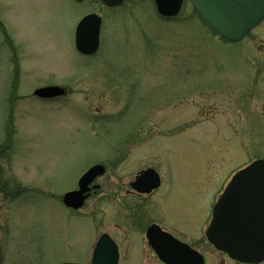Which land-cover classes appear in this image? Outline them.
I'll return each mask as SVG.
<instances>
[{
  "label": "rangeland",
  "instance_id": "rangeland-1",
  "mask_svg": "<svg viewBox=\"0 0 264 264\" xmlns=\"http://www.w3.org/2000/svg\"><path fill=\"white\" fill-rule=\"evenodd\" d=\"M92 13L103 18L101 48L86 58L75 32ZM9 36L19 94L57 86L65 99L12 102ZM256 161H264V23L228 43L189 0L166 21L154 0L119 9L0 0V264H90L103 234L138 240L122 186L148 167L163 178L165 204L153 214L174 230L187 219L194 243L232 178ZM94 165L107 168L103 189L69 210L63 196ZM204 241L196 247L206 264H236ZM124 245L120 264H160L149 247Z\"/></svg>",
  "mask_w": 264,
  "mask_h": 264
},
{
  "label": "water",
  "instance_id": "water-1",
  "mask_svg": "<svg viewBox=\"0 0 264 264\" xmlns=\"http://www.w3.org/2000/svg\"><path fill=\"white\" fill-rule=\"evenodd\" d=\"M75 1L83 3L86 0ZM98 1L107 7L116 8L129 0ZM190 1L204 22L226 42H241L264 21V0ZM155 2L162 17L174 18L180 14L184 0H155ZM101 26L102 19L97 15H89L79 24L76 47L81 54L93 56L98 52ZM64 94L65 90L61 88H47L36 92L38 97L46 99ZM104 173L103 166L90 169L80 180V189L65 195L64 204L68 208L81 209L88 198L86 194L90 190L89 185ZM147 177H152L155 182L148 190L142 186L143 180ZM159 185L158 174L154 170H148L138 178L133 187L139 192H150ZM161 235L169 237L154 226L148 232V239L165 263L205 264L204 258L187 246L181 245L183 253L167 252L170 246H160L164 240ZM206 236L218 251L227 253L234 261L243 264L264 262V161L253 163L233 178L214 208L213 220ZM118 263L119 253L115 242L108 235H103L96 246L92 264Z\"/></svg>",
  "mask_w": 264,
  "mask_h": 264
},
{
  "label": "flooded vegetation",
  "instance_id": "flooded-vegetation-1",
  "mask_svg": "<svg viewBox=\"0 0 264 264\" xmlns=\"http://www.w3.org/2000/svg\"><path fill=\"white\" fill-rule=\"evenodd\" d=\"M9 40H10L9 41V52H10L9 53V82H10L9 86L11 88V93H12V97H13L12 102L14 101L15 98L16 99H23V98L29 97V95H33V96H30V97H34L35 99L41 100V98H38L35 95L38 89L34 90L32 92V94H29V95L22 94V95H20L19 94L20 90L17 91L16 87L14 86V82H18L22 78L21 77L22 76V70L20 68V66H21L20 63L16 62L17 60H16L15 56H16L17 52H16V48L14 47V42L12 40V37L10 38V36H9ZM18 54H19V51H18ZM20 96H22V98H19ZM54 100H56V99H54ZM57 100H59V99H57ZM12 110H13V108L11 107V111ZM150 168H152V167H148L146 169H143V170L139 171L137 173L136 177L134 178V180L128 183V186H125V184L123 183L122 187L124 189L123 188L122 189L125 190V192H124L122 201L121 200L120 201L123 204V209L125 207L130 209L129 210L130 211V215L131 214L134 215V214L137 213L138 217L135 218V220L133 222H130V225H131L130 229L132 230L133 228H135L138 231H140L139 235H140L141 238H139L138 240L125 239L124 241L120 242L119 239H117L116 237L111 236L113 241L118 246L120 257H121V254H122L123 246H125L124 244L127 243L128 246L126 245V249L125 250L128 253H130V252L132 253L134 251H137V252L139 251L142 254L145 253V251H143L142 249H137L136 248L137 246L134 247L135 245H138V248H139V246H141V248L149 247L150 250L152 252H154V254L159 258L157 253L150 246V244L148 242V239H147L148 231H149V229L152 226L159 227L162 232H164L166 234H169L171 236V237H165V236L161 235L162 236L161 238H164V240L162 241L160 246L161 247L170 246V250H168L167 252H169V253L170 252L183 253L184 252L183 251V247H181L182 244L183 245H188V246L192 247L194 250H196L197 252H199V250L196 247V244L197 243L199 244L200 242H205L204 241V238L206 239L205 232L200 234L201 235L200 237H202V239L201 238L194 239L195 240L194 243H191L190 240H187V236H189L188 233L186 232V230L188 229V227H187L188 226V220L187 219H180L178 222H179V224L181 222V228L177 227V229L174 230L173 228H169L171 226L168 227L164 223L165 222V218L161 217V216H163V215H161L162 212L160 213V218L159 217H155V215L153 214L155 212L156 208L161 209L163 207V204H165L164 198L162 199L161 197L160 198L158 197L159 192L163 188V178H162L159 170H157L155 168H152V169H155L156 172L160 174L161 182H160V186L158 188L152 189V190H150V192H145V193H139V192H137V191H135L133 189V184L136 181V178L140 175V173L144 172L145 170L150 169ZM99 179L100 178H98L95 181V183L91 186V189H94V187H96V186H100V190H98L97 192H92L91 198L93 196H97L98 193L103 189V186L98 184V180ZM143 181L144 182H143L142 186H143V188H146V189H149L148 187H151L155 183L153 181L152 177L151 178L147 177ZM77 188L75 190H77ZM122 191H120V193ZM127 200H130V201L133 202V205L131 207L124 206V205L127 204ZM126 208H125V210H126ZM150 218L153 221L152 223L147 222ZM172 238L176 239L181 245L176 244L175 241L172 240ZM131 248H133V249L136 248V249L133 250ZM199 253H201V252H199ZM218 253L223 254L225 257H228L225 253H221V252H218ZM176 256H178V255H176ZM230 261H232V260H230ZM232 262L236 263V264H241V263L235 262V261H232ZM160 264H164V263L162 261H160Z\"/></svg>",
  "mask_w": 264,
  "mask_h": 264
}]
</instances>
